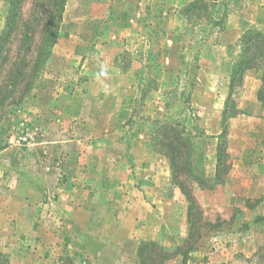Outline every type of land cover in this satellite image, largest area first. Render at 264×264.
Returning <instances> with one entry per match:
<instances>
[{
  "label": "rangeland",
  "instance_id": "obj_1",
  "mask_svg": "<svg viewBox=\"0 0 264 264\" xmlns=\"http://www.w3.org/2000/svg\"><path fill=\"white\" fill-rule=\"evenodd\" d=\"M249 29L264 33V0H67L33 88L18 104L0 88L7 263L108 264L104 247L134 240L139 264H264V71L243 51ZM173 130L192 154L163 149Z\"/></svg>",
  "mask_w": 264,
  "mask_h": 264
},
{
  "label": "trees",
  "instance_id": "obj_2",
  "mask_svg": "<svg viewBox=\"0 0 264 264\" xmlns=\"http://www.w3.org/2000/svg\"><path fill=\"white\" fill-rule=\"evenodd\" d=\"M26 1H10L6 23L0 35V76L2 68L6 66H8L9 72L12 71L9 77H3L0 88H5L2 100L7 101L9 99L10 104H18L24 99L48 64L52 55V48L59 36L67 0H31V6L27 14L24 11ZM248 38L254 39L255 45L254 47L251 44L247 45L243 48V51L248 53L253 50L251 59L259 57L260 68L264 71V64L261 63L264 59V33L249 29L245 32L241 41L244 42ZM251 59H239L234 66L232 75H237L239 71L245 69V65L247 66ZM4 80H6L5 84H3ZM15 92L18 94L16 97H14ZM259 97L264 102V85L260 90ZM225 119H227V111H225ZM169 125L170 123L166 124V126ZM182 130H185V128ZM177 133L179 132L173 130V134H165L163 149H175L174 157L184 158L188 153L192 154L193 144L189 136L183 140ZM174 137L176 138L174 139ZM186 149H190L189 152ZM163 152L168 155L166 151ZM175 158L171 159V164L175 161ZM183 162L192 167L191 160L185 158ZM219 163L217 170L220 168ZM179 169H182V166ZM180 185L181 189L185 191L182 183ZM66 260L70 259L67 258ZM0 264H8L1 254Z\"/></svg>",
  "mask_w": 264,
  "mask_h": 264
},
{
  "label": "crops",
  "instance_id": "obj_3",
  "mask_svg": "<svg viewBox=\"0 0 264 264\" xmlns=\"http://www.w3.org/2000/svg\"><path fill=\"white\" fill-rule=\"evenodd\" d=\"M166 166V164H165ZM167 169V171H166ZM163 180H167L168 183L170 182V178H169V171L167 166L163 168ZM146 186H148V183H145ZM170 184V183H169ZM150 187V186H148ZM175 196L177 195L179 199H181L183 197L182 191L180 188H176L174 190ZM176 198V197H175ZM134 243L130 244H124V243H120L119 245L117 243H113L111 246H107L104 247V249L111 251V256L109 257L108 260V264H139V260H138V254H137V249H138V245L139 242L138 241H134ZM125 255V256H124ZM127 256V257H126ZM172 264V263H170Z\"/></svg>",
  "mask_w": 264,
  "mask_h": 264
}]
</instances>
